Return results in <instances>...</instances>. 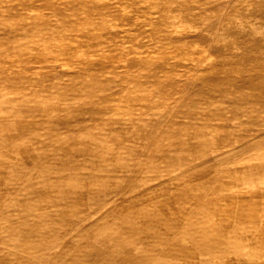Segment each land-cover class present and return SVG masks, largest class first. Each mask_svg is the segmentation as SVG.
Instances as JSON below:
<instances>
[{"label":"rangeland","instance_id":"obj_1","mask_svg":"<svg viewBox=\"0 0 264 264\" xmlns=\"http://www.w3.org/2000/svg\"><path fill=\"white\" fill-rule=\"evenodd\" d=\"M0 264H264V0H0Z\"/></svg>","mask_w":264,"mask_h":264}]
</instances>
